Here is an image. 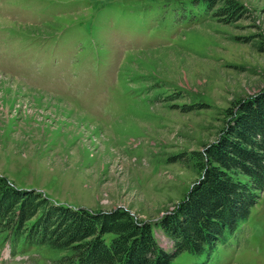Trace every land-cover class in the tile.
Instances as JSON below:
<instances>
[{
	"label": "rangeland",
	"instance_id": "1",
	"mask_svg": "<svg viewBox=\"0 0 264 264\" xmlns=\"http://www.w3.org/2000/svg\"><path fill=\"white\" fill-rule=\"evenodd\" d=\"M235 1L244 15L223 25L191 0H0V177L58 205L127 211L170 250L159 220L199 178L175 158L264 89V0ZM0 264L51 255L0 241ZM171 264H264V191L234 235Z\"/></svg>",
	"mask_w": 264,
	"mask_h": 264
},
{
	"label": "trees",
	"instance_id": "2",
	"mask_svg": "<svg viewBox=\"0 0 264 264\" xmlns=\"http://www.w3.org/2000/svg\"><path fill=\"white\" fill-rule=\"evenodd\" d=\"M190 4L223 25L244 15L235 0H191ZM195 108L199 110H188ZM175 160L192 165L199 178L159 220L171 240L170 250L158 245L149 223L127 211L58 205L34 190L13 187L3 177L0 241L44 249L51 264H171L183 253L212 252L248 219L264 191V89L227 110L224 127L212 144Z\"/></svg>",
	"mask_w": 264,
	"mask_h": 264
}]
</instances>
